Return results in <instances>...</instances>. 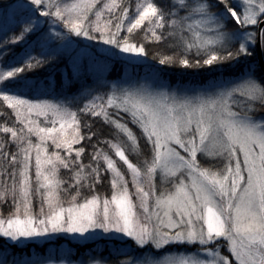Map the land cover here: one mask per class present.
Segmentation results:
<instances>
[{
	"label": "snow or ice",
	"instance_id": "1",
	"mask_svg": "<svg viewBox=\"0 0 264 264\" xmlns=\"http://www.w3.org/2000/svg\"><path fill=\"white\" fill-rule=\"evenodd\" d=\"M0 14L5 249L63 236L105 242L75 264H264V0H21ZM53 35L78 50L42 43ZM110 60L147 74L109 83ZM60 64L57 92L37 70ZM174 66L209 79L170 89Z\"/></svg>",
	"mask_w": 264,
	"mask_h": 264
},
{
	"label": "trees",
	"instance_id": "2",
	"mask_svg": "<svg viewBox=\"0 0 264 264\" xmlns=\"http://www.w3.org/2000/svg\"><path fill=\"white\" fill-rule=\"evenodd\" d=\"M18 3L21 2V0H0V3ZM42 20L44 18H41ZM11 27V25H8ZM5 27V24L0 25V35H2V31ZM42 27H46L43 26ZM12 33L10 32L9 35ZM32 39L33 43L30 46L29 50L34 49L32 51L33 55H37L39 51H41V48L39 44L35 42V37H30ZM72 40H76L78 38L72 37ZM137 39H140L138 36ZM61 42L66 43V41L60 40L58 38L52 37L49 41H43L42 43H47V45L51 48H55L57 51L62 52L65 57H67L69 54H71L74 50H78V45L73 44L70 48L72 50H68L65 48H61L60 44ZM94 43V42H93ZM15 49V51L9 55L8 57H5L4 62L12 61V57L16 56L17 54L23 55L24 53V45H16L11 46ZM149 50L152 49V45H148ZM108 70L105 71V77L104 80H107L109 83H120L127 75H131L134 78H138L141 76H145L147 74V70L144 66H129V65H122L120 62L115 61H108ZM155 63V62H152ZM64 67L63 64H60L55 67H45L44 69H38L37 73L41 78L53 76L57 83V92L60 91L59 84L61 80V69ZM159 67V66H158ZM208 70L207 69H201L200 73L197 75L195 70L193 69H183L179 66L174 67H166L163 72V79L165 82H167L170 86H176V85H198L203 84L206 82V80L209 79V77L205 74ZM29 75H34V73H29ZM70 75V73H69ZM259 75V72L257 73ZM75 87L68 90V95L70 96L71 93L75 92ZM42 98H50V97H42ZM2 103V101H0ZM6 107V106H5ZM10 111V110H8ZM14 119V117H13ZM43 120V118H40ZM33 140H35V137H33ZM78 147V145H77ZM131 159L135 160V157H130ZM118 159V158H117ZM122 164V162H120ZM124 169L126 167L124 166ZM63 174V170H62ZM104 191L106 195L110 193V184L105 183L103 188L101 189ZM7 208L4 209V213H7ZM67 246L69 249H66V251L61 252L59 249L61 247ZM108 247H111V245H108ZM93 249L97 255H99L101 252L105 256H107V252L104 251L105 249V242L99 241L97 243H89L88 245H79L75 242H71L70 240L59 237L56 240L52 242H44V243H27L23 246H17V245H10L5 249L3 240H0V255H2L3 259H6L9 264L13 261H19V259L26 258L27 260L30 258H36L37 261L44 259L48 256H55V257H67V258H79L80 256L88 257V255H91L92 253H89L88 255H84V253L87 251V249ZM69 250H71L72 253H75L74 255L69 254ZM79 250V251H77ZM59 251V252H58ZM53 254V255H52ZM225 254L228 253L225 251Z\"/></svg>",
	"mask_w": 264,
	"mask_h": 264
},
{
	"label": "rangeland",
	"instance_id": "3",
	"mask_svg": "<svg viewBox=\"0 0 264 264\" xmlns=\"http://www.w3.org/2000/svg\"><path fill=\"white\" fill-rule=\"evenodd\" d=\"M3 24H5V20H4V17H3V15L2 14H0V25H3ZM52 37H54L55 38V36L53 35ZM65 43L64 42H61V44H60V47L61 48H64L63 47V45H64ZM65 49H70V50H72L71 48H65ZM100 77H101V79H103L104 77H105V71L103 72V73H101L100 74ZM144 76H141V77H138V78H143ZM138 78H134L133 76H131V75H127L120 83H122L123 81H129V82H134L136 79H138ZM115 82V81H114ZM177 86V85H176ZM176 86H170V89L171 88H175ZM126 167V166H125ZM126 170V169H125ZM61 237H63V236H61ZM59 238V237H58ZM64 238H66V239H68V240H70L71 242H73L72 240H71V238L70 237H64ZM45 239V242H47V239L46 238H44ZM27 243H40V242H37V241H29V242H27ZM26 243V244H27ZM44 243V242H43ZM91 243V242H90ZM25 245V244H24ZM19 246H23V245H19ZM66 249H69L67 246H62L59 250L61 251V252H63V251H66ZM59 252V251H58ZM53 255V254H52ZM3 256L2 255H0V259H3L2 258ZM54 259H56L57 261H59L60 259H62V258H64V259H71V258H65V257H55L54 255L52 256ZM80 259H85V260H87L88 259V257H84V256H80L79 258H72L71 260H73L74 261V264H75V262L76 261H78V260H80ZM35 261H37L36 260V258H30V259H26V258H24V259H19V261H17L18 262V264H33V262H35ZM11 264V263H10Z\"/></svg>",
	"mask_w": 264,
	"mask_h": 264
},
{
	"label": "flooded vegetation",
	"instance_id": "4",
	"mask_svg": "<svg viewBox=\"0 0 264 264\" xmlns=\"http://www.w3.org/2000/svg\"><path fill=\"white\" fill-rule=\"evenodd\" d=\"M226 251V250H225Z\"/></svg>",
	"mask_w": 264,
	"mask_h": 264
}]
</instances>
